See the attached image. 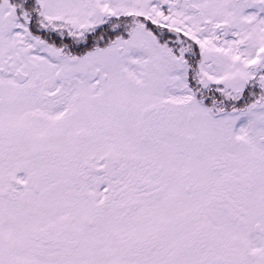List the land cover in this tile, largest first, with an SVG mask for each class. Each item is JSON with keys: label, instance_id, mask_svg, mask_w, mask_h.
Instances as JSON below:
<instances>
[{"label": "snow or ice", "instance_id": "obj_1", "mask_svg": "<svg viewBox=\"0 0 264 264\" xmlns=\"http://www.w3.org/2000/svg\"><path fill=\"white\" fill-rule=\"evenodd\" d=\"M0 264H264V0H0Z\"/></svg>", "mask_w": 264, "mask_h": 264}]
</instances>
